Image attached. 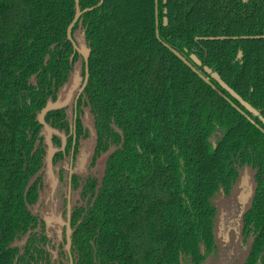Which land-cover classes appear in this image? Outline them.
Here are the masks:
<instances>
[{
	"label": "trees",
	"instance_id": "16d2710c",
	"mask_svg": "<svg viewBox=\"0 0 264 264\" xmlns=\"http://www.w3.org/2000/svg\"><path fill=\"white\" fill-rule=\"evenodd\" d=\"M77 3L71 37L90 49L88 78L75 103L44 116L66 136L61 149L52 134L54 198L65 209L71 148L76 156L91 138L90 164L103 160L100 173L71 176L72 264H202L215 247L214 196L229 194L245 165L254 186L243 264H264V125L203 67L264 117V0ZM75 7L0 0V264H69L65 236L54 258L43 229L50 185L37 114L64 96L75 68L84 78L66 37Z\"/></svg>",
	"mask_w": 264,
	"mask_h": 264
},
{
	"label": "water",
	"instance_id": "95a60500",
	"mask_svg": "<svg viewBox=\"0 0 264 264\" xmlns=\"http://www.w3.org/2000/svg\"><path fill=\"white\" fill-rule=\"evenodd\" d=\"M165 0H163L164 2ZM78 0H75V12L74 15L72 17V19L70 20V24L68 25L67 29H66V37L71 40L72 45H73V49L74 51H76L77 53H79L84 60V70H85V74H84V78L82 79V76L80 74V70H78L77 68L74 69V74L72 77V81L71 84L68 86L69 88L67 89V91L65 92L64 96L61 97L60 95L54 100H47L45 105L40 109V112L37 114V120H39V122L43 125V133H44V137L46 140V156H45V161H46V173H47V177L49 179V185H50V190H49V197H53L54 192L57 188V178L55 177L54 174V169H52V162H53V158L54 155L57 151V148H55L52 144V134H60L62 141H61V146L60 148L63 149L65 146V142H66V136H64L63 133H60L58 130H56L55 128L51 127L46 120H44V116L47 112L51 111V110H56L58 108H62L65 107L69 104L70 100L72 99L73 93L74 91L77 89L76 95L73 99L74 103L77 99V97L79 96L80 92L83 90V86L85 85L87 78H88V70H87V62H88V57H89V47L85 45V43L83 42H79V44L71 37V30L74 26V24L76 23L78 17L81 14V10L79 8L78 5ZM156 2V0H155ZM156 12H157V6H156ZM156 19V26L158 24V19ZM163 24L166 25L167 24V19L165 17H163ZM156 36L159 38L158 36V32L156 30ZM163 44L165 45V47L169 48L171 52H173L184 64L188 65L194 72H196L198 74V76L200 78H202L205 82L210 83L209 82V77L206 76L204 73L200 72L196 67L193 66V64H191V62L184 57L179 51H177L176 49H174L173 47H171L169 44L163 42ZM191 59L193 60V62L197 65L201 64V61L197 58V56L195 54H191L190 55ZM204 70L209 73V76L216 81V83H219L221 87H223L232 98L237 99L240 104L244 107L245 111L241 110L239 108L238 105L234 104L232 102V105L239 109L241 111V113L243 115H245L249 121L253 122V118L250 117V115L246 112L252 113L254 115H257L259 117V119L262 121L263 125H264V117L259 114L258 110L256 108H254L252 105H250L244 98H242L235 90H233L227 83H225L222 78L220 77V74L217 73L216 71H213L212 68L208 67L207 65H203ZM80 84V85H79ZM75 117V113L73 115V119ZM75 120V119H74ZM257 125V124H256ZM257 127L262 130V132L264 133V129L261 128L259 125H257ZM71 161H72V157L70 160V165L68 166L69 168V174H68V178H67V193H66V201H67V217H68V221H69V212H70V206H71V201H70V195H71V185H70V181H71V176L75 170V168H71ZM59 222H63L61 219L59 220ZM65 234H66V243H65V249L68 251L69 254V264H72V258H71V254H70V250H69V246H70V226H69V222H67L66 224V230H65Z\"/></svg>",
	"mask_w": 264,
	"mask_h": 264
},
{
	"label": "rangeland",
	"instance_id": "374dc122",
	"mask_svg": "<svg viewBox=\"0 0 264 264\" xmlns=\"http://www.w3.org/2000/svg\"><path fill=\"white\" fill-rule=\"evenodd\" d=\"M91 138L84 141L81 148L90 150ZM70 158V157H69ZM90 172L100 173L103 169V160L99 158L95 163L90 164ZM251 169L247 165L241 168L237 182L229 194L223 192L214 197L216 205V221L214 225V248L207 254L202 264H243L249 249L250 238L244 239L241 233L242 211L248 206L251 200V193L254 186Z\"/></svg>",
	"mask_w": 264,
	"mask_h": 264
},
{
	"label": "flooded vegetation",
	"instance_id": "af4514ba",
	"mask_svg": "<svg viewBox=\"0 0 264 264\" xmlns=\"http://www.w3.org/2000/svg\"><path fill=\"white\" fill-rule=\"evenodd\" d=\"M77 89L73 93V96H72L73 99L76 95ZM71 101H72V99L70 100V102ZM73 103H74V101H73ZM74 113L76 115V106H74L73 115H74ZM74 129H75V122L73 123V126H72V132L74 131ZM65 144H66V142H65ZM73 148H74V146L71 148V151H70L71 153H70L69 162L67 164H64V167L68 169V174H69L68 166L70 165L71 157H72L71 168H73V169L75 168L74 172L76 171L80 174L88 172V170H87L88 162L87 161H88V158H90L91 151L86 150L84 147H82L78 151V154L75 156L74 152H73ZM67 178H68V176H67ZM45 201H46L45 207H43L41 218L43 219V222H44L43 229L45 230L47 237L49 239V242H48L49 249L52 252V257L55 258L56 252H57L56 249L60 246L61 241L63 239V236H65V238H66V234H65L66 224H67V222H69V226H70L71 218L69 217V221H68L67 203H66V209H65L62 204H59L58 201L55 200L54 195L52 198L49 197V195H48V199H46ZM69 214H70V212H69ZM60 219L63 222H59ZM65 243H64V246H65ZM67 253H68V251H67ZM68 256H69V254H68Z\"/></svg>",
	"mask_w": 264,
	"mask_h": 264
}]
</instances>
